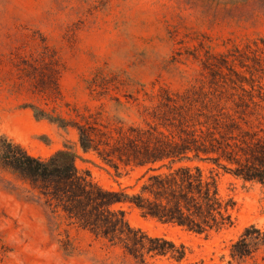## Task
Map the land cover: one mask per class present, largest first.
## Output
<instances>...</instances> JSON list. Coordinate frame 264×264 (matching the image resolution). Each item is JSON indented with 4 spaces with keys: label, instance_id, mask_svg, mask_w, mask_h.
I'll return each instance as SVG.
<instances>
[{
    "label": "rangeland",
    "instance_id": "374dc122",
    "mask_svg": "<svg viewBox=\"0 0 264 264\" xmlns=\"http://www.w3.org/2000/svg\"><path fill=\"white\" fill-rule=\"evenodd\" d=\"M30 105L68 127L36 121ZM78 126L105 144L110 162L81 152ZM0 136L42 159L71 147L79 175L128 195L140 192L144 169L117 156L196 147L206 163L186 164L213 170L221 198L236 203L233 225L207 237L115 206L131 228L186 248L181 262L134 257L69 225L0 169V264H264L255 240L264 233V187L207 162L233 170L209 151L240 160L242 148L264 139V0H0ZM250 227L251 254L232 259Z\"/></svg>",
    "mask_w": 264,
    "mask_h": 264
},
{
    "label": "trees",
    "instance_id": "16d2710c",
    "mask_svg": "<svg viewBox=\"0 0 264 264\" xmlns=\"http://www.w3.org/2000/svg\"><path fill=\"white\" fill-rule=\"evenodd\" d=\"M28 109L36 121H47L61 129L68 127L64 119L54 117L35 105ZM76 129L78 146L83 154L95 151L102 161H111L106 151L103 155L101 153L104 143H97L84 126ZM260 140L242 148L240 160L220 149L209 151L235 165L233 170L222 167L215 159L207 162L243 183L264 187V139ZM167 149L144 150L143 155L137 153L129 158L116 157L125 167L144 169L138 181H146L140 192L134 195H128L125 189L103 190L92 182L89 174L79 175L75 164L79 154L68 146L42 159L0 136V169L29 184L47 206L65 215L69 225L89 232L96 239L107 241L111 246L121 245L134 257H168L181 262L186 256V248L182 244L176 245L164 237H149L141 230L131 228L124 213L114 207L128 203L135 206L143 217L207 237L233 225L232 212L236 203L232 199L221 198L218 175L213 170L206 176L201 167L186 164L206 163L207 159L199 155L204 151L185 144L170 145ZM188 153L193 157H188ZM114 168L118 170L117 166ZM252 231H255L253 227L247 229L231 246L232 259H242L251 254L247 239L251 238ZM256 232L262 237L255 240L264 246V233Z\"/></svg>",
    "mask_w": 264,
    "mask_h": 264
}]
</instances>
